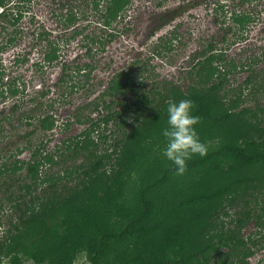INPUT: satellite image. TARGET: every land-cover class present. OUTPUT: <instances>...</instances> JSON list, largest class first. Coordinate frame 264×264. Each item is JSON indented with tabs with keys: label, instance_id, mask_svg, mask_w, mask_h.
Segmentation results:
<instances>
[{
	"label": "trees",
	"instance_id": "16d2710c",
	"mask_svg": "<svg viewBox=\"0 0 264 264\" xmlns=\"http://www.w3.org/2000/svg\"><path fill=\"white\" fill-rule=\"evenodd\" d=\"M31 1L0 0V26L16 24ZM222 1H215V22L224 32L220 39L205 41L206 45L192 54L188 72L193 84L183 89L164 79L163 85L156 84L153 91L143 84L149 75L142 77L143 87L139 85L138 69L112 75L101 96L91 102L98 112L105 110L103 116H78L79 122L89 125L62 144L64 147L69 142L67 148L73 154L85 156L87 161L79 167L67 165L63 175L47 173L44 166L49 164L52 171L60 164L65 147L59 146L53 152L44 151L40 145L31 150L29 159L18 157L33 146L31 140L38 130L48 132L54 128V114L41 112L51 110L58 99L38 101L22 114L20 107L37 97L26 101L22 99L26 95L18 97L25 90L20 89L18 79L3 80L0 64V100L9 95L15 98L11 113L0 109V131H5L3 122L11 121L16 111L18 118L29 126L38 116L34 128L21 134L26 143L11 149L9 160L0 158V227L4 218L10 224L0 237V258L12 256L14 263L20 264L19 254L23 253L37 264H75L76 258L84 254L87 260L83 264H250L249 259L264 248V108L258 106L253 110L249 105H241L245 98L264 91V68L256 67L264 54L248 59L241 67L248 74L236 91L223 90L227 76L239 66L227 56L228 48L235 42L229 41L228 34L247 30L256 16L237 6L230 9ZM240 1L244 4L248 0ZM130 2L90 1L91 9L103 19L100 25L104 31L87 35L91 44L97 46L96 50L86 43L85 56L90 61L59 60V44L49 39L47 32L44 38V32L40 34L46 40L44 62L51 65L58 61L61 66L60 97L92 90L89 86L97 68L96 54L118 37L116 23L123 19V11ZM163 2L158 1L156 6L162 8ZM185 9V4H179L173 10L179 15ZM78 12L72 5L62 12L63 25L76 26L81 17ZM160 12L161 22L152 33L169 21ZM227 16L232 24L226 25ZM80 31L81 28L75 29L72 36ZM14 38L11 36L9 43ZM222 42L225 44L218 47ZM160 44L155 48L157 54L163 51ZM147 71L145 67L144 72ZM64 84L68 89L61 88ZM183 98L195 104L194 114L200 117L196 125L200 139H220L213 145L207 143V155L194 156L188 161L185 174L177 176L171 162L161 153H151V143L159 140L164 147L161 130L167 127V103ZM132 115L136 125L126 137H121L128 142L117 139L111 151L100 152V146L110 137L108 126H118L123 116L121 123L126 125ZM111 153H116L119 165L113 173L105 169ZM133 165L137 171L131 177ZM24 168L25 176H19ZM196 177L198 181H193ZM64 179L68 182L57 189ZM45 183L48 186L42 187ZM126 188L131 191L130 199H124ZM217 206L223 213L213 216ZM7 209L11 210L10 216L5 215ZM217 215L230 218L224 221ZM251 224L255 229L246 234L245 229Z\"/></svg>",
	"mask_w": 264,
	"mask_h": 264
},
{
	"label": "rangeland",
	"instance_id": "374dc122",
	"mask_svg": "<svg viewBox=\"0 0 264 264\" xmlns=\"http://www.w3.org/2000/svg\"><path fill=\"white\" fill-rule=\"evenodd\" d=\"M90 1L32 0L30 7L25 8V12L16 24L5 23L6 28L0 26V64L4 70L3 80L7 82L8 80L18 79L20 84H16H19L21 90H25V93L20 92L18 97L26 95L22 98L25 101L31 97H37L35 101L24 103L20 107L19 112L29 111L34 108L38 101L58 99L55 100L56 103L51 110L41 112L43 115L48 113L54 114L56 120L54 128L48 132H44L41 129L38 130L31 140L33 146L26 148L19 154L18 157L21 159H29L32 153L31 150L40 145L44 147V151L54 152L59 146H62L63 141L80 134L89 124L79 122L77 120L78 116L82 118L91 116L93 119L102 117L105 110L98 112V110L92 108L91 102L101 96V93L107 87L109 79L117 72H126L130 69L135 71V69H138L141 75L136 77L139 85L143 87L140 81H142V77L145 79L146 75H149L143 84L146 85V89H152L153 91H155L156 84L157 86L163 85L162 81L164 79L175 82L183 89L187 88V86H190L194 82L188 72L193 63L191 59L192 54L206 45L205 41H209L213 37L220 39L224 32L219 24L215 22V18L217 17L215 12L216 0H164L162 8L156 6L160 0H131L130 4L123 11V19L116 23L117 29L120 32L118 37L115 41L108 44L104 51L96 54V61H94L97 63V68L92 73L89 86L92 90L87 91V89H83L77 93L60 97L59 93L61 90L58 85H62L59 82L61 66L58 64V61H55L51 65L44 62L42 51L46 40L39 36L44 32V38L46 36L45 32H47L49 39L59 44L60 54H62L59 60L62 58L68 59L73 63L90 61L85 56L87 46L92 45L93 49H96L97 46L91 44L92 42L87 35L102 34L104 32L100 25L103 19L101 20L99 14L91 9L92 4ZM222 2L226 3V7L230 9L237 6L238 8L251 11L252 15L256 16V21L247 30H244L242 33L233 31L228 34L229 41L235 42L228 48L227 56L239 66L236 71L227 76L223 90L233 89L236 91L248 74V71L241 70V67L246 64L248 59L264 54V0H248L244 4H241L240 0H223ZM179 4H185L186 9L182 14L177 15L173 9ZM71 5L80 11L78 13H80L81 17L76 26L63 25L61 21V13L66 12ZM13 9L15 10L16 8ZM160 11L164 12L165 17L169 18V21L163 26H159L152 33L153 29L161 22ZM226 18V25L232 24L229 16ZM77 28H81L82 31L72 36ZM11 36L15 38L9 43ZM160 37H163V40ZM160 42L162 43L160 44ZM86 43L88 44L87 46ZM158 44L163 49L160 54L155 52ZM165 44L166 48L164 47ZM224 44L222 42L218 47H222ZM24 57L26 60H22ZM143 63H146L145 66ZM145 67L149 71L144 72ZM256 67L257 69L264 68V58L258 62ZM61 88L68 89L65 84ZM43 91H48V93L41 96ZM155 96L157 98V95ZM122 98L118 100L121 101ZM245 99L246 101L241 103L242 106L249 105L253 110L257 109L258 106L264 108V91H260L257 96H250ZM14 101L15 98L10 95L8 98L3 99V101L0 100V109L3 108L11 113L10 108ZM124 117L118 121V126L115 123H111L108 126L107 133L109 134L111 131L110 137L107 142L102 143L100 152L111 151L114 141L117 139L121 140L122 136L126 137L128 132L131 131L132 126L136 125L134 121L135 116L132 115L131 118H128L126 125L121 123ZM10 120L3 122L5 131H0V158L7 157L8 160L10 159L11 149L14 151L18 145L21 146L26 143V140H22L21 134L34 128L38 123V116L37 119L32 120L33 124L30 126L25 124V120L22 122V119L18 118L17 111L14 112ZM101 127L102 129L104 128L103 126ZM94 135L97 136L98 131ZM216 138H208L205 143L213 145L220 139V137ZM121 141L122 143L128 142V140ZM66 143L64 144L65 154L62 156L61 163L56 165L52 171L49 170V164L45 165V172L63 175V170L67 165L79 167L83 161H87L85 156L73 154L74 151L71 148H67L69 142ZM151 144V153L153 155L161 153L163 147H161L159 140ZM64 147L62 146L63 149ZM107 148H110V150H106ZM116 159L117 155L114 153L111 155L110 160L106 161L105 169L109 173H113L118 168L119 165L116 164ZM136 171L137 168L133 165L130 176L133 177V173L135 174ZM20 173V175L18 173L19 176H25L26 169H22ZM198 179L199 177H196L193 181H198ZM66 182H68L67 179L61 181L57 189L62 187V184ZM132 182L134 181H129V184H132ZM46 186H48V183L42 185V187ZM126 189L127 197L125 196L124 199H130L132 197L131 191L128 188ZM0 197L2 198L3 195H0ZM200 206L196 209H199ZM216 212L219 215L223 213L222 211L220 212V206H217L213 216L216 215ZM7 214L10 216V209H7V212H5V215ZM217 217L219 216L217 215ZM229 218L225 217V215L219 217V219H223L224 221H227ZM7 219L4 218V224L0 227V237L10 227ZM252 225H249L245 229L246 234L255 229ZM19 256L20 264H37L30 256L23 253H20ZM5 259H7V264H16L12 256ZM86 260L84 254H82L76 258L75 264H83ZM249 261L250 264H258L259 261H261V264H264V248L253 255Z\"/></svg>",
	"mask_w": 264,
	"mask_h": 264
},
{
	"label": "clouds",
	"instance_id": "9594fccd",
	"mask_svg": "<svg viewBox=\"0 0 264 264\" xmlns=\"http://www.w3.org/2000/svg\"><path fill=\"white\" fill-rule=\"evenodd\" d=\"M194 110L195 104L189 98L167 103V127L161 130L165 138L161 154L171 162L177 176L185 174L188 161L194 156L204 157L208 153V144L200 139L196 128L200 117ZM0 264H7V259L0 258Z\"/></svg>",
	"mask_w": 264,
	"mask_h": 264
},
{
	"label": "built area",
	"instance_id": "2783aa9c",
	"mask_svg": "<svg viewBox=\"0 0 264 264\" xmlns=\"http://www.w3.org/2000/svg\"><path fill=\"white\" fill-rule=\"evenodd\" d=\"M3 10V8L2 7H0V12Z\"/></svg>",
	"mask_w": 264,
	"mask_h": 264
}]
</instances>
